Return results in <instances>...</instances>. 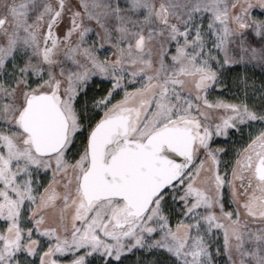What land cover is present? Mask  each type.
<instances>
[{
    "label": "snow or ice",
    "instance_id": "1",
    "mask_svg": "<svg viewBox=\"0 0 264 264\" xmlns=\"http://www.w3.org/2000/svg\"><path fill=\"white\" fill-rule=\"evenodd\" d=\"M0 264H264V0H0Z\"/></svg>",
    "mask_w": 264,
    "mask_h": 264
}]
</instances>
